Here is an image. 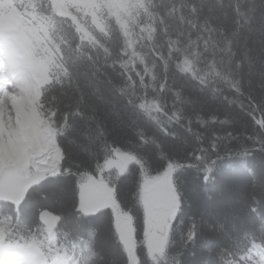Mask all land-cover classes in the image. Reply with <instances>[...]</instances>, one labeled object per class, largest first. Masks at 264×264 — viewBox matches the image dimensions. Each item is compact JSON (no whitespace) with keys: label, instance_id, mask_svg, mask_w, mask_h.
<instances>
[{"label":"snow or ice","instance_id":"1","mask_svg":"<svg viewBox=\"0 0 264 264\" xmlns=\"http://www.w3.org/2000/svg\"><path fill=\"white\" fill-rule=\"evenodd\" d=\"M16 6L28 28L0 29V99L12 117L0 137V264H264V107L237 127L228 110L186 97L187 82L161 95L105 76V95L78 69L101 52L107 67L106 38L94 53L61 14L84 6ZM34 56L57 66L43 88ZM26 81L41 94L24 126L9 101ZM239 207L259 218L252 230Z\"/></svg>","mask_w":264,"mask_h":264},{"label":"trees","instance_id":"2","mask_svg":"<svg viewBox=\"0 0 264 264\" xmlns=\"http://www.w3.org/2000/svg\"><path fill=\"white\" fill-rule=\"evenodd\" d=\"M25 2L0 0L7 5L2 13L9 19L7 23L13 22L7 16L11 9L25 19L27 9L22 12L16 6ZM104 19L106 33L83 36L76 30L82 41L93 46L94 53L96 46L107 44L105 51L111 58L107 67L101 52L95 66L82 63L78 69L82 81L90 80L105 95L111 94L105 76L118 83L123 77L132 91L155 90L159 85L161 95H167L174 82H187L186 97L207 109L228 110L237 127L248 120L245 113L264 107V0H137L129 16L124 17V29L113 18L105 15ZM56 27L53 24L49 30ZM101 37L106 38L104 44ZM71 39L63 42L68 44ZM36 57L48 63L49 73L56 70L54 60ZM248 180L246 175L241 178L245 185L242 194L251 203ZM190 194L200 199L204 196L198 188ZM255 196L264 199L259 190ZM238 211L246 229L259 224V218L248 216L246 208L239 207Z\"/></svg>","mask_w":264,"mask_h":264},{"label":"rangeland","instance_id":"3","mask_svg":"<svg viewBox=\"0 0 264 264\" xmlns=\"http://www.w3.org/2000/svg\"><path fill=\"white\" fill-rule=\"evenodd\" d=\"M78 1H79L80 6H84L85 8L90 9V10H92L94 8V6L96 5V0H78ZM113 1L115 3H120V0H113ZM80 10H81V8H79V11ZM110 10H111V13L113 14V16L118 17V13L116 12V10H114L113 8H111ZM83 14L85 16H91L93 18L92 14L89 13L88 10L83 11ZM82 18H83V16H82ZM0 25L3 27L9 28V29H13V28L18 29V27H19L17 23L14 24V27H11L10 24L7 23L3 19H0ZM31 69H32V79L38 81L39 84L41 82H44V86H45V84L50 83V79L48 76V70H47V67L45 65H43V64L41 65L40 63H36L35 60L33 59ZM30 89H31V92H30L31 94L25 98L27 100V107H28V111H29V115L26 113V116L29 118H32V114L34 113V110H35V104L38 102L40 94L38 93V89L35 92H33L32 84L30 86L24 87V89H23L24 93H27V91L29 92ZM17 100H19V102H20L21 100H23V98L21 96H19V97L12 96L11 103H12L14 108H17V106H18L16 103ZM20 108L23 109L22 107H20ZM0 111H1V109H0ZM1 115L3 116V114H1V112H0V137L3 136L6 128H10L12 126V122H8L6 125V123L4 122V117H2ZM2 148H3V144L0 143V150H2Z\"/></svg>","mask_w":264,"mask_h":264},{"label":"bare ground","instance_id":"4","mask_svg":"<svg viewBox=\"0 0 264 264\" xmlns=\"http://www.w3.org/2000/svg\"><path fill=\"white\" fill-rule=\"evenodd\" d=\"M30 85H31V81H26L25 86L27 87ZM39 85H40V88L43 87L44 82H41ZM30 92H31V89L29 90V92L27 91V93H25L24 96H21L23 98V100H21L20 102H19V100H17V102H16L18 105L17 108H14L12 103H11L12 97L10 98V101H9V103L12 106V110L16 114V120L19 123H22L24 126H27L31 123V118L26 116V113L29 115V111H28V107H27V100L25 99L26 97H28L31 94ZM38 93H39V90H38ZM20 107H22L23 109H21ZM0 109H1V111H0L1 114H3V116L2 115L1 116L4 117V122L6 123V125L8 122H12V117H11V115L8 111V108L6 106V103L3 99H0Z\"/></svg>","mask_w":264,"mask_h":264}]
</instances>
